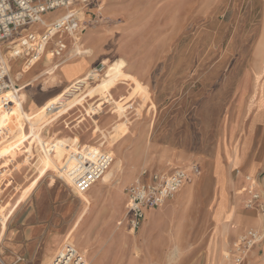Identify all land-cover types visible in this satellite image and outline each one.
Masks as SVG:
<instances>
[{
    "label": "rangeland",
    "instance_id": "rangeland-1",
    "mask_svg": "<svg viewBox=\"0 0 264 264\" xmlns=\"http://www.w3.org/2000/svg\"><path fill=\"white\" fill-rule=\"evenodd\" d=\"M76 8L81 9L77 10L79 32L55 37L67 42V54L78 39L83 46L76 57H66L52 68L51 43L43 57L27 68L20 61L10 63L22 86L23 104L9 98L14 105L8 114H1L0 129L11 136L0 144L5 148L27 134L29 123L37 124V134L50 155L58 139H77L76 148H68L58 160L61 171L66 153L82 146L110 152L114 161L106 179L103 176L95 186L123 192L142 170L166 174L197 163L199 175L181 189L196 190L200 197L192 205L193 220L171 227L145 220L132 233L116 225L120 218L107 222L108 216H102L101 228L94 227L93 236L80 242L83 236H77L87 225L94 198L86 192L89 203L82 201L52 169L34 183L41 147L31 137L30 150L26 141L3 158L0 213L8 218L21 203L10 223L17 211L45 200L41 192L50 190L49 204L61 207L70 228L44 261L11 264H48L63 248L91 260L96 252L91 241L103 239V233L113 236L116 244L101 251L102 264H213L217 259L237 264L234 244L247 229L264 226V126L257 130L249 125L251 114L264 116V0H92ZM62 13L55 10L44 18L49 21ZM102 60H106L102 73L66 101L68 108L46 114L47 104ZM61 74L67 83H62ZM26 152L34 156L29 163L19 156ZM14 158L12 169L9 163ZM245 176L258 184L256 210L244 205ZM77 201L81 209L75 217ZM161 240L180 244L165 246L160 260L156 247L141 252L136 246ZM257 248L260 251L251 249L242 264L249 263L255 250L264 264V243ZM3 255H10L8 248Z\"/></svg>",
    "mask_w": 264,
    "mask_h": 264
},
{
    "label": "built area",
    "instance_id": "built-area-1",
    "mask_svg": "<svg viewBox=\"0 0 264 264\" xmlns=\"http://www.w3.org/2000/svg\"><path fill=\"white\" fill-rule=\"evenodd\" d=\"M92 0H0V116L8 114L13 102H9L10 96H14L20 106L22 86L13 82L9 76V58L16 57L24 64L38 61L37 57L44 49L47 37L52 31L55 33H77L80 30V20L77 6H88ZM61 10L62 14L46 21V14ZM44 20L46 23H44ZM79 32V31H78ZM51 56L54 59L63 57L67 49V42L57 37L52 42ZM10 51V57L5 52ZM58 62L53 66L57 67ZM104 65L100 63L94 67L87 81L93 80L102 73ZM61 105L60 101L47 105L46 112L54 113ZM52 122V119L46 123ZM26 124H24L25 127ZM45 125V124H44ZM0 129V141L11 136L8 132ZM4 137V138H2ZM29 143L26 142V150ZM28 162L32 161L33 153L26 152L24 155ZM114 161L111 153L94 147L76 149L66 153L62 160V171L69 179L71 185L79 192H85L99 182L105 172ZM200 167L197 163L191 164L188 170L183 168L174 169L167 174H158L142 170L139 178L132 181L126 188L127 201L125 214L119 225L126 223L129 230H137L144 219V208H156L164 205L189 181L190 177L197 176ZM255 178L245 176L242 191L245 193V207L257 209L260 195ZM264 243V226L261 230L247 229L234 244V261L240 264L247 253L256 245ZM59 264H65L72 250ZM83 256L75 254L67 264H84ZM59 256L57 260H59ZM57 260L54 264L57 263Z\"/></svg>",
    "mask_w": 264,
    "mask_h": 264
},
{
    "label": "crops",
    "instance_id": "crops-1",
    "mask_svg": "<svg viewBox=\"0 0 264 264\" xmlns=\"http://www.w3.org/2000/svg\"><path fill=\"white\" fill-rule=\"evenodd\" d=\"M66 57H67V53L61 60L55 59V63L56 62L60 63V61H62ZM88 60H89V66H91V59ZM51 67L54 68V66ZM12 69L13 67H10L11 71ZM60 76L62 83L63 82L67 83V79L65 75L61 74ZM249 125H250V129L257 128V130H259L260 129L259 127L264 126V116H260L258 114H254V115L251 114ZM19 138H17L16 140H18ZM10 145H8L7 147H9ZM3 146L4 144H0V152L5 148H7V147L3 148ZM19 156H22V158L25 157L22 154H20ZM3 158L4 157L0 159V168L4 166ZM15 161L16 158L10 161L11 163H9V165L13 167L12 169H14ZM27 163H29L28 160ZM138 178L139 175L136 176L132 181H135ZM191 179L192 177L190 178V180ZM126 188L124 189V192L120 188L106 190L104 187L102 188L100 186H95L94 184L91 188L85 191V192H89L88 194L91 198H94L95 204L91 208L90 213H88L89 218L87 217L88 222L87 225L85 226V229L81 231L77 236V238H79L80 235L83 236L80 237V242H82L84 237L90 238L91 236H93L94 227L97 226V228H101L99 226V218L102 216L103 217L108 216L107 222L120 218V220L116 222V225L120 226L119 222L123 219L125 214V203L127 201ZM40 197L45 200L38 201L35 205L23 207L21 211H17L15 213L14 218L11 220L10 223H8L12 218L14 212L17 210V208H19L21 203L13 207L9 213L7 224L4 230L0 226V245L1 247H3L0 250V257L2 261L5 260L6 262H9L8 264H11L13 260L14 261L17 260L18 262L25 259L28 261H31L33 259H39L44 261L50 255L52 256L55 253L57 247L59 248V246L61 245L62 240L64 238V234L70 228V227L66 228V222H67L66 216L64 215L60 206H58L55 209L53 206L49 204V199L50 197H52V191L50 190L42 191ZM198 197L200 196L198 195L196 190L190 188H187L186 190L180 189L168 204L166 202V205H164V207L162 205L156 208H151V207L144 208L143 222L146 220L145 223H150L154 226L158 224H162L165 227H171L172 225H177L179 223L186 222L188 220H193L191 209L193 208L192 205L195 203V199ZM77 203L79 208L78 211L76 212L75 217L77 216L78 212L81 209V204L78 201ZM249 210H256V209H249ZM190 213L191 216H189ZM85 218L86 216L84 217V219ZM121 226L126 227V229L129 232L131 231L129 230L128 225L126 223H122ZM131 232L133 233L134 231ZM84 233L87 236L82 235ZM103 234H104L103 239L91 241V245L93 247H96L95 249L96 252H94L92 257L90 258L91 259L90 261L93 264H102L101 262L103 259V253L101 251L105 249L107 250L108 246L113 247L116 244V241L114 240L113 236L109 238L108 236H106V233ZM120 240H121V236H120ZM121 242L123 241L121 240ZM121 242L120 244H122ZM179 244L180 243H178L177 240H175L174 242H170L169 240L166 241L161 240V241H157L156 243H152V242L145 243L144 241H142L139 242L136 246L141 252H145V251L153 252L154 250L152 248L155 249L156 247L155 251L156 253L159 254L157 259L160 260L159 257L161 256V253L165 252L164 250L165 246L173 245L177 247L179 246ZM209 246L210 244L208 245V250H209ZM4 248L9 249L10 255L7 256L3 255ZM253 248L257 249V252L260 251V249L257 248V245L254 246ZM19 255L22 256L23 259ZM18 257L20 259H18ZM248 257L250 259L248 264H262L261 260H259L256 250L253 256L250 255ZM2 261H0V264H3ZM213 264H222V263H220L219 260L217 259V261H215Z\"/></svg>",
    "mask_w": 264,
    "mask_h": 264
},
{
    "label": "bare ground",
    "instance_id": "bare-ground-1",
    "mask_svg": "<svg viewBox=\"0 0 264 264\" xmlns=\"http://www.w3.org/2000/svg\"><path fill=\"white\" fill-rule=\"evenodd\" d=\"M76 9L77 10H81L80 8H76ZM44 23H46L45 20H44ZM58 34L61 36L64 33H55L54 31H52L50 33V35L47 37L46 45H45L44 49L41 51L40 55L37 57V60L38 59L40 60L43 57V53L47 51V47L50 46V44L56 39L55 37H56V35L58 36ZM73 34L74 33H68V35H73ZM53 38H55V39L53 40ZM82 46L83 45L81 43H79L78 39L75 38L74 43H73V46L70 49L69 53L67 54V58L68 59H72V58L76 57L81 52ZM67 51H68V49L63 52V57L65 56V54L67 53ZM5 56L8 58V57H10L12 55H11L10 51H6L5 52ZM62 58H60L59 60H61ZM9 60H10L9 61V76H10V78H11V80L13 82L17 83L18 78L16 76H13L11 74L10 67H13L15 61H20L21 62V60L19 58H16V57L9 58ZM38 61H36V62L32 61V62H30V64L33 65L34 63H37ZM105 62H106V60H102V64H104ZM10 63H13V65H11ZM22 64L24 65V63H22ZM28 65L26 64L24 66V68L29 67ZM93 69L88 70L85 75H83L81 78H79L78 80H76L75 82H73L65 91L63 90L64 92H63V94L61 96H59L53 102H51V103H55L57 101H60L61 102V105L57 108V110H59L61 108L62 111H64L66 108H68L70 106V104H66L65 105L66 101L70 97H72L78 90H80L81 86L84 83H86V81L88 79V76L91 74V72L93 71ZM20 74H21V72L18 73V75H20ZM90 109H93L94 110L95 108H90ZM45 112H46V109H45ZM46 114H50V113H47L46 112ZM46 121L47 120H45L44 122H46ZM37 129H38L37 128V124L29 123V130L30 131H28L27 134H24L23 136H21L18 140H16L14 143H12L9 147H7L4 150H2L0 152V159L2 157H5L6 155L12 153L16 149H18L26 141H28V143L31 144L33 142L32 139L34 138L35 140H37L40 143V147H41V150H40V152L37 155L35 164L33 163L34 164V170L33 171H35V173H36V177L34 179V183H36L38 180H40V178H42L49 170L52 169L56 173L61 174L62 178H64V180L66 182V185H69L70 186L72 192L78 198H80L82 201H84L86 203H89V200H88V197L86 195V192H79V191H77L71 185V182L64 175L63 171H61V169L59 168L58 163H57L58 160L62 158V156L64 155V153L67 151L68 148H70V147L73 148V149L76 148V145H78L77 139H73V141H71L72 143L70 142V138H65V139L60 138V139H58L56 141V143H53L52 147L54 148V153H53V155H50L49 151L44 147V142L42 141V138L38 136ZM103 135L105 137V134H103ZM31 137H33V138L31 139ZM87 147L88 146H82V148H80V149L83 150V149H85ZM28 149L30 150V147ZM116 166H117V163L114 166V168ZM189 167H190V165H187V166L181 167V168H183L185 170H188ZM190 178H189V180H190ZM104 179H106V176L105 175H104ZM7 219L8 218H7L6 214H2V211H1V213H0V226H1V228H5ZM67 253H68L67 250L65 248H63L60 252H58L57 254H55V256L52 257V259L50 260V262L48 264H54L55 261L57 260V257L58 256H59L60 259L57 260V263L56 264H59L58 262H62V259L65 258V256L67 255ZM75 254H76L75 251L72 249V253H71V255L68 256V259H66V263L65 264H67L72 259V257ZM83 260H84V258H83ZM88 261L87 260H84V264H93L92 262H90V260H88Z\"/></svg>",
    "mask_w": 264,
    "mask_h": 264
}]
</instances>
